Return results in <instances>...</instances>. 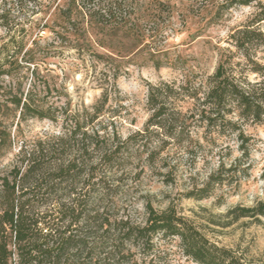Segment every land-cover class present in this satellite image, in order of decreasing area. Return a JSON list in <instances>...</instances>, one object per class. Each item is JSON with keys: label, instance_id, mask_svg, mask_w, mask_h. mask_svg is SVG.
Returning a JSON list of instances; mask_svg holds the SVG:
<instances>
[{"label": "trees", "instance_id": "trees-1", "mask_svg": "<svg viewBox=\"0 0 264 264\" xmlns=\"http://www.w3.org/2000/svg\"><path fill=\"white\" fill-rule=\"evenodd\" d=\"M27 3L33 8L55 6L43 25L50 37L37 51L29 48L22 57V61L35 63L32 74H37L38 53L47 56L72 48L83 58L90 56L96 63H104L98 77L103 93L88 112V108L69 111L50 102L48 81L35 77L25 89L18 69L30 33L13 28L18 16L10 25L7 14L0 15L9 37L0 45V52L10 53L8 47L13 43L16 47L6 55L8 69L1 73L10 82L0 84V158L12 151L11 130L17 117V125L27 117L62 121L63 125L58 135L22 142L11 168L0 170V264H66L71 259L93 262L101 255L108 264H119L123 251L132 249L140 263L149 264L158 256L160 240H177L182 255L199 264H264L255 258L246 260L233 249L213 242L174 204L162 210L148 204L144 220L133 222L129 217L107 215L92 197L96 193L108 195L112 187L108 179L133 153L144 157L148 166L160 159V167L169 169L164 174L166 182L175 180L176 163L184 158L196 162L217 157L218 167L203 184L193 182L186 192V197L197 200L208 198L217 186L236 175L251 152L252 136L245 125L264 123V56H259L264 49V1L229 0L232 6L256 3L257 10L230 33L232 48L222 50L212 73L196 71L181 56H171L164 49L167 29L178 12L166 0ZM38 39L34 41L38 43ZM140 51L147 52L143 63L157 69L172 68L180 76L149 83L150 116L143 128L123 138L115 130H100L96 120L125 73L119 60ZM232 139L238 142L240 155L227 164L223 150L227 148L226 156L230 155L228 141ZM230 213L262 221L264 201L238 206Z\"/></svg>", "mask_w": 264, "mask_h": 264}, {"label": "rangeland", "instance_id": "rangeland-1", "mask_svg": "<svg viewBox=\"0 0 264 264\" xmlns=\"http://www.w3.org/2000/svg\"><path fill=\"white\" fill-rule=\"evenodd\" d=\"M166 1L176 6L178 12L167 29L168 39L164 41V49L168 50L171 56H181L187 66L201 73H212L215 70L222 50L230 47V33L245 24L257 10L256 3L232 6L229 0ZM31 6L32 3H27V0H0V15L6 13V20L10 25L14 24L13 20L18 16L13 28L30 33L26 47L20 54L21 61L27 49L33 48L37 51L50 37L49 30L44 33L43 25L55 6ZM33 12L37 13L32 15ZM1 22L0 18V45L9 40L8 31ZM38 37L42 39L39 40ZM36 39L38 43L34 41ZM8 48L10 53H6V50L5 53L0 52V84L3 85L10 82L9 77L1 74L2 70L8 69L5 57L16 47L13 43ZM149 49L150 47L145 50ZM146 51L119 60L123 62L125 73L118 78V90L110 94L103 112L96 120L100 130H115L118 135L126 138L135 130L143 128L150 116L149 83L180 76V72L172 68L157 69L151 64L143 63ZM98 52L106 55L108 53L103 49H98ZM36 56L39 64L37 74H32L35 69L33 62L27 63L23 60L21 68L18 69V76L22 77L24 82L23 87L27 89L35 77L42 82L48 81L52 89L48 97L50 102L66 107L69 111L88 108V112H92L93 105L102 98V83L98 77L104 63H96L90 56L83 58L72 48L47 56H40L38 53ZM259 56H264V49L260 51ZM4 78L6 81H3ZM17 123L18 117L11 130L14 143L12 151L0 158V170L11 168L22 142H33L48 135H58L63 130L62 121L54 122L47 118L27 117L19 125ZM245 130L252 136L250 157L241 163L240 170L234 177H228L208 198L197 200L186 197V192L193 182H197L198 186L203 184L210 172L218 167L217 157L199 159L196 162L184 158L176 163L175 180L166 182L164 174L169 169L160 167L163 164L160 159H157L153 166H148L144 157L134 153L126 159L117 174L108 179L112 186L108 195L96 193L92 197H96L97 204L105 209L107 215L112 218L129 217L133 222L144 220L148 204L159 210L174 204L182 215L194 221L213 242L233 249L246 260L255 258L264 263V218L262 221L251 217L236 218L235 213H230L238 206L248 207L259 200L264 201V123L246 124ZM228 143L232 152L226 156L229 151L226 148L223 154L227 164H230L240 155V151L236 140L232 139ZM111 242L110 240L109 243ZM156 250L158 256L153 262L148 260L149 264H199L182 255L177 240H160ZM131 252L123 251L119 256V264H134L135 261L145 264L140 263L139 256L133 253L134 249ZM102 256L96 257L93 262L89 259L74 262L71 259L66 264H108L109 260H103Z\"/></svg>", "mask_w": 264, "mask_h": 264}]
</instances>
